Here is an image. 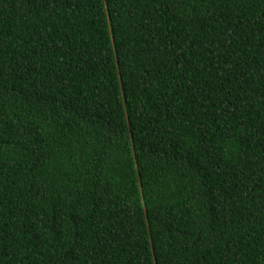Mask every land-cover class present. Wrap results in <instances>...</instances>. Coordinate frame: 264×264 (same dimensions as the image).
Instances as JSON below:
<instances>
[{"label":"trees","instance_id":"1","mask_svg":"<svg viewBox=\"0 0 264 264\" xmlns=\"http://www.w3.org/2000/svg\"><path fill=\"white\" fill-rule=\"evenodd\" d=\"M0 264H264V0H0Z\"/></svg>","mask_w":264,"mask_h":264}]
</instances>
